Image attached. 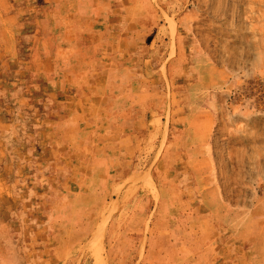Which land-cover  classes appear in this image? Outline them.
I'll return each instance as SVG.
<instances>
[{
	"label": "rangeland",
	"instance_id": "rangeland-1",
	"mask_svg": "<svg viewBox=\"0 0 264 264\" xmlns=\"http://www.w3.org/2000/svg\"><path fill=\"white\" fill-rule=\"evenodd\" d=\"M142 196L171 264H264V0H0V264H104Z\"/></svg>",
	"mask_w": 264,
	"mask_h": 264
},
{
	"label": "crops",
	"instance_id": "crops-1",
	"mask_svg": "<svg viewBox=\"0 0 264 264\" xmlns=\"http://www.w3.org/2000/svg\"><path fill=\"white\" fill-rule=\"evenodd\" d=\"M131 205V208L127 212V217L133 219L135 222V229L132 233H122L120 231V217L111 220L108 227V230L110 231H108V238H106L108 241V249L106 248V253L103 255L104 264H117L118 262L124 264H171L172 262H175V258L183 255L179 254L176 249L177 244H174L173 249L172 247L169 248L170 244L167 246L165 243L164 245L165 241L159 236V228L157 223L154 222V217H150V214L144 211L145 207H149L150 210L152 208L150 206H145L146 202L144 196L135 199ZM127 235L135 236L133 239L129 240V244H133L135 248L134 250L127 247ZM147 240L149 247L146 246ZM144 245L145 253L143 259L140 260L138 258L140 257ZM135 253H137L136 261L133 260ZM82 256L87 259L89 257L88 254ZM76 261L79 260L74 259V261H71V264H75ZM79 264H82V260H80ZM89 264H95V260L92 259V263Z\"/></svg>",
	"mask_w": 264,
	"mask_h": 264
}]
</instances>
